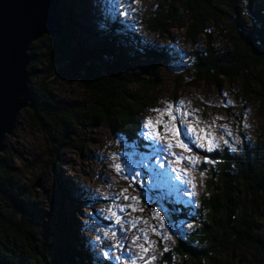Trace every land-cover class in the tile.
Here are the masks:
<instances>
[{"label": "trees", "instance_id": "16d2710c", "mask_svg": "<svg viewBox=\"0 0 264 264\" xmlns=\"http://www.w3.org/2000/svg\"><path fill=\"white\" fill-rule=\"evenodd\" d=\"M61 14L59 39L44 36L33 42L27 68L36 102L25 116L30 129L45 131L57 142L50 165L56 168L62 152L77 145L71 137L77 126H102L134 150L146 151L150 144L141 135L142 116L153 106L157 85L133 68L138 60H162L166 51L142 45L118 20L92 34L87 29L81 41L65 3ZM145 24L146 32L163 38L171 29L183 30L184 39L195 46L190 65L182 67L191 74L190 86L238 83L264 114V0H164ZM130 44L136 50H129ZM56 84L76 86L84 101L59 103L51 90ZM203 156L212 162L204 159L200 166L206 182L193 219L199 229L181 242L180 252L194 264H237V252L245 250L255 264H264V145L245 142L242 156L226 147ZM14 169L8 158H0L1 259L11 264H113L82 247L73 215L78 209L68 211L62 200L45 212L31 199L30 188L16 183ZM173 210L174 221L191 219L183 206Z\"/></svg>", "mask_w": 264, "mask_h": 264}, {"label": "rangeland", "instance_id": "374dc122", "mask_svg": "<svg viewBox=\"0 0 264 264\" xmlns=\"http://www.w3.org/2000/svg\"><path fill=\"white\" fill-rule=\"evenodd\" d=\"M163 1L84 0L82 5L79 0H61V5L65 3L67 11L73 15L81 41L87 29L92 34L118 20L126 31L136 33L142 45L159 46L160 51H166L162 60H138L133 68L135 74L155 80L157 85L153 106L143 113V124L151 120L160 135H165L163 124L173 122L168 116V112L173 111L181 139L191 152L185 153L179 148L173 151L182 156L196 155L200 163L195 166L188 161L177 163L166 152L157 154L166 140L160 144L146 140L150 147L140 151L113 137L102 126H77L71 135L77 145L62 152L55 168L50 163L57 142H52L45 131L30 129L25 116L29 109L20 112V123L17 121L0 152V158H8L15 168L16 183L28 186L31 199L45 212H52L62 200L68 211L78 209L73 215L82 247L94 258L113 264H194L180 252V247L189 234L199 229L193 219L198 213L199 195L205 190L206 178L200 173V166L205 159L203 154L208 152L196 147L195 137L187 134L186 125L203 129L210 135L218 145L213 151L226 147L242 156L245 142L251 146L258 142L264 145V114H260L253 100L245 97L238 83L222 81L219 86L201 83L193 87L189 85L190 73L169 71L190 65L194 45L184 39L183 30L171 29L168 38L146 32L147 17ZM225 26L221 23L222 29ZM215 33L213 43L220 36L218 30ZM198 43L203 46L205 41L200 38ZM128 48L136 50L133 44ZM51 90L61 104L84 101L83 93L74 85L56 84ZM181 118L184 123H180ZM146 131L143 128V132ZM52 133L53 137L60 136L57 130ZM226 140L231 147L225 144ZM169 163L184 169L191 183L183 184L175 179L169 182L167 178L176 175ZM117 165L120 171L116 170ZM153 170L166 173V178L154 176ZM192 184H195L194 189ZM192 191L194 196L187 194ZM125 196H134L137 200H125ZM178 206L186 208L191 219L174 221L173 209ZM155 213H159V219ZM144 248L148 251L144 252ZM236 261L237 264H255L245 250L237 252Z\"/></svg>", "mask_w": 264, "mask_h": 264}, {"label": "water", "instance_id": "95a60500", "mask_svg": "<svg viewBox=\"0 0 264 264\" xmlns=\"http://www.w3.org/2000/svg\"><path fill=\"white\" fill-rule=\"evenodd\" d=\"M37 22H45L44 27ZM61 0H0V152L20 112L33 110L28 66L33 42L62 33ZM176 74L184 68H170ZM0 264H11L0 258Z\"/></svg>", "mask_w": 264, "mask_h": 264}, {"label": "snow or ice", "instance_id": "6c2138e0", "mask_svg": "<svg viewBox=\"0 0 264 264\" xmlns=\"http://www.w3.org/2000/svg\"><path fill=\"white\" fill-rule=\"evenodd\" d=\"M37 26L44 27L45 22H37ZM169 107L171 108L172 106L170 105ZM168 116L170 117V120L173 122L163 124L165 135H160L157 126H154L151 120L143 124L144 129H147V131L142 132L141 135L143 136L145 140H151V141L156 142L157 144H160L161 142L165 140L167 141L165 146L157 150V154H159V152H166L168 153L169 156L173 157L174 161L177 163L188 161L193 166L197 165L198 163H200V160L198 159L196 155L182 156V155H177V153L173 151V149L179 148L185 153H190L191 149L189 148L188 144L185 143V141L181 139V133L179 131V128L177 127V124L174 122L177 119V117L174 115V112L169 111ZM180 123H184L182 118L180 120ZM157 124H159V122H157ZM186 127H187V134L195 137V139L193 140V143L196 144L197 148L202 149L204 152L211 153L213 152L214 149L218 147L214 139L210 135H207L203 129H197L191 126L190 124L186 125ZM225 144H228V146L231 147V145L228 143L227 140L225 141ZM204 162L211 163L212 161L205 158ZM168 166L172 168V171L174 173H176L174 178H170V177L167 178L169 182H171L172 179H175V180L180 181L183 184L191 183V181L186 178L187 172L184 169H178L176 167H172L171 163H169ZM161 167H163V165H161ZM116 170L120 171L119 165L116 166ZM137 175H139V173H137ZM153 175L158 178H166V173H163V172H155L153 170ZM192 187L194 189L195 184H192ZM177 191L179 190L177 189ZM187 194L190 196H194L195 192L192 191ZM124 199L132 200V201L137 200V198L134 196L133 197L125 196ZM121 210L123 211V209ZM113 215H115V213H113ZM155 215L159 219V213H155ZM116 222L118 224L120 223L119 218H117ZM143 251L147 252L148 249L144 248ZM164 251H167V248H165ZM152 259H154V257Z\"/></svg>", "mask_w": 264, "mask_h": 264}]
</instances>
